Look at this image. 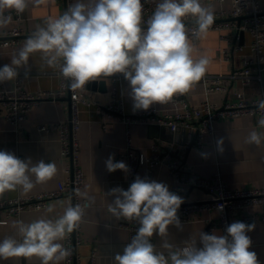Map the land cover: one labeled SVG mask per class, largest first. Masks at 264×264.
Segmentation results:
<instances>
[{
  "label": "clouds",
  "instance_id": "1",
  "mask_svg": "<svg viewBox=\"0 0 264 264\" xmlns=\"http://www.w3.org/2000/svg\"><path fill=\"white\" fill-rule=\"evenodd\" d=\"M45 2L0 0V29L12 22L11 11L20 14L30 4ZM187 19L193 23L186 24ZM214 19V10L202 0H159L147 20L142 0H76L58 17L47 18L45 26H37L10 64L0 68V83L16 80L21 68L27 78L30 55L39 52L48 67L59 69L69 91L122 74L134 109L148 110L153 104L164 105L188 93L204 78L211 61L207 56L193 57L192 41L202 40ZM256 107L264 112V99ZM258 126L264 129V118L258 120ZM245 143L259 147L264 132L251 131ZM223 144L222 137L216 141L218 151L223 152ZM104 163L109 173L130 171L125 162L114 160V154ZM57 171L55 162L34 163L31 158L20 159L0 150V195L18 188L28 193L37 184L52 180ZM74 191L84 204L73 205L69 200L63 214L54 219L41 216L30 223L14 221L12 226L20 238L0 240V260L35 256L40 264H61L69 258L72 250L60 241L79 228L87 208L95 203L87 190ZM105 194L114 197L107 209L112 217L139 223L131 242L115 254V264H260L247 235L254 224L236 221L223 234L202 231L198 240L190 237L182 247L169 243V226L183 231L177 212L184 201L163 182L136 176L127 190L114 187ZM223 207L218 205V210L222 212ZM53 211L54 206L46 209L47 213ZM154 235L163 240L167 255L156 250L151 242Z\"/></svg>",
  "mask_w": 264,
  "mask_h": 264
},
{
  "label": "crops",
  "instance_id": "2",
  "mask_svg": "<svg viewBox=\"0 0 264 264\" xmlns=\"http://www.w3.org/2000/svg\"><path fill=\"white\" fill-rule=\"evenodd\" d=\"M257 1L259 6L264 8V0ZM75 2L76 0H74ZM204 6L214 10L215 18L220 12L229 11L231 8L228 1L217 3L209 0L204 3ZM65 10V0H46L39 6L30 4L22 13L24 21L18 25L23 31V43L33 34L37 26H45L44 22L47 18L58 17ZM13 26L14 24L7 25L0 29V33L6 34ZM248 42L249 39L244 36L240 44L247 45ZM193 46L194 58L207 56L211 61L205 76H224L223 84L229 91L206 97L204 87L198 82L195 85V95L189 98L192 105L208 100L221 107L226 101H234L237 91L243 93L247 101L264 97V78H262V83L254 81L252 86L242 88L236 80L229 77L234 69L241 66L242 54L234 52L232 61L219 62L218 51L226 45L220 41L218 32H208L202 40H196ZM243 51V54L248 53L246 46ZM16 53L18 51L4 52L0 50V68L5 64H10L12 56ZM29 66L31 71L27 78L24 75L25 70L21 68L18 70L17 79L0 83V89H13L19 84L23 91L30 94L59 90L60 78L56 74L57 68L48 67L41 58V53L36 52L30 55ZM102 82L105 83L103 90L100 89ZM87 95L99 107H79L78 163L84 174L82 191L87 190L89 196L94 197L95 203L88 209L82 225L80 245L75 249L76 264H115V254L122 253L123 248L130 243L129 232L117 227L120 220L112 217L107 210L114 197L105 194L114 187H123L127 180V174L121 170L109 173L104 163L110 154H114L115 160L117 153L125 149L128 139L132 147L145 156L152 155L151 146L154 142L163 143L166 150L173 154L172 160L165 161L178 162L183 173L191 179L216 177L231 190H264V143L259 147L245 143V139L251 131L264 132V129L258 126V120L264 117L241 116L218 120L214 123L213 134L204 136L202 148L192 147L185 151L181 143H171L177 142V139L170 130H164L161 126L154 124L149 126L134 124L127 128L105 111L113 95L123 98L126 115H132L138 110L134 109L127 83L113 85L111 77L100 78L97 81L89 82ZM152 107H155L159 114H164V110L170 108L159 104H153L150 108ZM69 116V96L66 92L61 100H46L34 107L18 131H14L7 122L0 120V150L10 151L20 159L31 158L34 163L40 160H44L46 163L55 162L58 169L56 176L47 183L37 184L28 193H24L19 188L14 191H6L0 195V202L56 191L59 183L65 181L67 178L65 169L69 164V159L61 157L59 141L60 126L67 125ZM104 124L108 130L103 129ZM41 126L47 127L48 130L40 131ZM221 137L224 139L223 152L218 151L216 145V141ZM136 176L167 184L171 192L183 199L184 202L181 205L206 202L211 198L207 192L178 183L165 164L159 165L149 173L145 166H141ZM69 200L73 204V199L70 196H62L49 201L42 210L25 211L19 217L8 219L6 224L0 225V240L6 236L20 238L12 226L14 221L22 220L25 223H30L41 216L54 219L62 215ZM49 206H54L52 213L46 212ZM252 212L258 213L255 210ZM236 221H240V215L233 217L232 222ZM208 223L216 224L218 227L216 213H198L187 222L181 223L183 231L169 226L166 239L169 243L182 247L183 242L190 237L198 240L202 231L210 234ZM216 231L221 233L219 229ZM247 235L252 240L250 250L255 251L260 264H264V229L257 222L254 230ZM151 241L158 252L167 255V250L162 247L163 240L160 237L154 235ZM63 242L64 240L60 241L62 244ZM93 253H95V259L92 262L90 257ZM0 264H40V259L35 256L30 258L12 257L0 260Z\"/></svg>",
  "mask_w": 264,
  "mask_h": 264
},
{
  "label": "built area",
  "instance_id": "3",
  "mask_svg": "<svg viewBox=\"0 0 264 264\" xmlns=\"http://www.w3.org/2000/svg\"><path fill=\"white\" fill-rule=\"evenodd\" d=\"M207 1L209 0H202V3L204 4ZM212 1L217 3L228 1L231 4L229 11H222L217 15L208 31L218 32L220 41L226 45V47H221L218 51L219 62L232 61L234 52L242 54L241 66L234 69L229 77L232 80H236L242 88L252 86L254 81L262 83V78H264V8L259 6L257 0ZM158 2L159 0H142L144 20H147L152 15ZM72 4H74V0H65L66 9ZM11 15L13 19L10 24H14V26L6 34L0 33V50L4 52L19 51L24 44L22 41L23 31L18 26L24 21L22 13L18 14L15 11H11ZM185 23L191 25L193 21L187 19ZM241 33L249 39L247 45L240 44ZM195 41L193 40L192 43H195ZM245 46L248 49L247 54H243ZM56 74L60 78L57 92L30 94L23 91L19 84L13 89H0V120L7 122L14 131L20 129L34 107L46 100H61L66 92L69 96L70 112L67 125L60 126L59 141L61 157L69 159V164L65 169L67 178L59 183L56 191L0 202V222H2L0 225L6 224L10 218L19 217L25 211L42 210L49 201L62 196H70L73 199V205L85 203V200L77 196L74 191L77 188L82 191L84 186V174L78 163L79 107H99V105L87 95V85L82 90L69 91L67 81L60 75L58 68ZM223 79L224 76L222 75L204 76L199 82L204 87V95L208 97L211 94L228 93L229 90L224 86ZM111 80L113 85L123 82L128 84L122 74L112 76ZM192 95H195V86L188 93L177 95L172 101L164 104L167 108L170 107L164 110V114H159V111L152 107L148 110H137L129 116L125 114L123 98L113 95L105 111L127 128L134 124L145 126L154 124L169 128L177 139V142L171 143H181L185 151L190 150L192 147L202 148L204 136L213 134L214 123L218 120L241 116L264 117V112H260L256 107L257 103L264 97L247 101L244 94L237 91L234 101H226L223 106L218 107L208 100L192 105L189 102V98ZM103 129L108 130L105 124ZM39 130L47 131L48 128L41 126ZM151 150L152 155L145 156L134 149L128 139L125 149L117 153L115 161L125 162L130 169L127 173L126 183L122 187L123 189H128L135 180L136 173L141 166H145L149 173L159 165L165 164L176 177L178 183L207 192L211 197L206 202L181 205L177 212L181 223L187 222L198 213L208 212L216 213L218 217V227L216 224L208 223V231L210 233L219 229L221 234H223L227 226L233 223L232 219L235 215H240V222L254 225L258 222L261 228L264 229V190H231L216 177L211 179H191L183 173L178 162L170 163L165 161L172 160L173 154L166 150L163 143L154 142ZM218 205L224 206L222 212L218 210ZM89 208H87L86 213ZM253 210L258 211V213L252 212ZM85 217L86 214L79 228L64 239V247L71 249L72 255L64 260L63 264H76L75 249L80 245L81 229ZM117 227L129 232L131 242L139 227V223L137 221L120 220ZM90 258L93 262L95 253Z\"/></svg>",
  "mask_w": 264,
  "mask_h": 264
},
{
  "label": "water",
  "instance_id": "4",
  "mask_svg": "<svg viewBox=\"0 0 264 264\" xmlns=\"http://www.w3.org/2000/svg\"><path fill=\"white\" fill-rule=\"evenodd\" d=\"M243 37H244V35L241 33L240 34V41H241V43H242V39H243ZM88 85H89V83L87 84V87H88ZM104 87H105V83H101L100 84V89L101 90H103L104 89ZM155 129H160V128H156V127H154ZM162 129H164V130H169V128H166V127H161Z\"/></svg>",
  "mask_w": 264,
  "mask_h": 264
}]
</instances>
